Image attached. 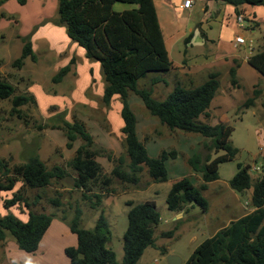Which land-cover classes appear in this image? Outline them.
Masks as SVG:
<instances>
[{"label": "trees", "instance_id": "16d2710c", "mask_svg": "<svg viewBox=\"0 0 264 264\" xmlns=\"http://www.w3.org/2000/svg\"><path fill=\"white\" fill-rule=\"evenodd\" d=\"M8 0H0V6ZM233 6L238 13L242 6H264V0H210ZM24 5L26 0H16ZM56 13L50 21L61 27L71 43L84 52L90 62H97L104 83L102 102L108 106L114 97L121 101L122 153L115 157L110 151L97 145L81 122H62L60 129L66 139V148L79 143L66 167L53 166L48 169L37 157L26 163L9 167L0 159V194L12 192L10 199L3 201L4 207L23 205L27 210V221L21 222L11 215L0 218V241H5L6 232L13 237L17 248L27 254L38 251L39 245L52 222V214L36 213L30 210L41 199L33 198L32 204L24 197V190L44 191L53 183L60 184L70 179L71 188L79 194L80 201L88 203L90 209L99 211L105 198L121 191L140 190V184L167 181L166 162L177 158L175 150L161 151L152 158L148 156L144 143L137 137L136 117L129 105V97L136 96L148 114L169 134L180 131L195 134L203 141L200 151L187 159V165L199 174L203 183L218 180L219 165L235 159L238 150L231 144L233 126L227 124L209 125L202 118L208 117L210 103L219 89L218 75L211 73L207 80L197 87L186 88L179 84L160 101L152 97L150 89H138L140 79L149 75L160 77L172 68L158 25L152 0H56ZM115 3L134 5L135 8L117 12ZM241 15L240 12L238 16ZM21 58L12 65L20 69L25 57L35 59L31 42L22 40ZM249 64L264 75V49L252 55ZM68 71L63 68L54 81H59ZM232 87L239 84L235 70L229 71ZM247 99L238 110L250 108L255 99ZM0 100L10 101L11 114H20L18 109L34 104L32 97L16 95L15 88L0 79ZM22 115H19V117ZM41 129V128H39ZM219 152H223L219 155ZM216 156V157H215ZM105 158L112 166L107 172L97 161ZM236 173L228 182L237 194L251 192L248 215L231 221L219 229L211 238L204 240L184 264H264V164L257 178L250 175V167L240 163ZM145 179V181H144ZM20 188L13 192L16 185ZM188 178L177 180L169 189L165 204L168 211H187L196 205L202 212L207 210V201L201 190ZM118 189L120 191H118ZM118 191V192H117ZM59 194L48 199V204L60 208ZM127 227L123 234V257L117 262L111 250V232L102 212L94 228L80 227L81 210L75 208V217L70 231L75 235L76 246L64 249L69 264H137L145 249L153 246L160 214L154 201L134 204L127 201ZM161 237H171L163 232Z\"/></svg>", "mask_w": 264, "mask_h": 264}, {"label": "rangeland", "instance_id": "374dc122", "mask_svg": "<svg viewBox=\"0 0 264 264\" xmlns=\"http://www.w3.org/2000/svg\"><path fill=\"white\" fill-rule=\"evenodd\" d=\"M29 1L32 2L33 7L30 5L25 9L23 15L26 18L22 20L21 24L15 25L11 18L13 16L0 14V79L7 80L15 88L16 95H24L34 99V104L24 105L18 109V112L20 111L19 115H22L20 117L18 114H11L10 101L0 100V159L6 161L8 166L12 167L26 163L30 158L37 156L48 169L53 166L66 167L73 156L75 150L73 147L77 145V142L73 144V149L66 148V139L60 129L64 122H81L94 140L97 139L95 143L100 147H105V149L108 146V140L103 136V133L107 134L108 127L101 123L99 125L93 121H88L82 117L83 115H80L82 114L80 112V114H76L79 107L72 104L69 98L72 82L71 73L59 83H53L52 81L60 70L55 71L54 69L62 64L63 56L68 51L66 43L68 39L63 33V28L62 30L61 27H58L60 29L58 31L55 29L53 32L50 31V26H42L55 16L56 0H41V4L36 3V0ZM40 5V9L35 10ZM126 5L115 3L113 10L120 12L122 7ZM15 14L18 15V13H10V15ZM50 24L52 25L51 22ZM260 29L264 32V22H261ZM29 30L33 31L32 35L38 33L37 36H33V40L31 39L32 36H27L37 49V54L36 50H33L36 59L32 60L30 57H25L22 60L21 68H14L12 64L21 58L23 47L19 36ZM44 35L47 36V39H40ZM39 39L41 41L37 42ZM77 63V66L83 67L80 62ZM240 112L239 110L238 113ZM133 113L138 121L141 118L156 121L145 109L142 112V110L133 108ZM96 116L97 114L94 113L92 118ZM238 122V126L230 137L233 147L238 150V153L233 161L219 165L218 183L211 185L208 192L203 193L204 197L207 195L209 197V213L207 216H204L205 213L203 214L198 206L191 205L187 207V211H182L174 222L172 214L166 208L165 199L170 184L175 177L169 182L151 187L149 186L152 183L145 186V183L142 182L140 190L130 188V190L108 196L104 199L99 211L92 210L88 203L81 202L79 194L70 187V179H66L60 184L53 183L44 191L24 190L23 193L29 204H32L36 195L41 196V199L30 207L31 211L53 215L49 231L47 230L48 239L45 240V243L49 244L44 246L46 251L44 259H41L42 251L35 256L20 251L13 237L6 232L5 241H0V264H42V262L48 264L46 260L51 258L56 260L57 256L53 253L55 244L60 245L62 242L67 243L71 239L75 240V235L70 231V224L75 217L76 207L81 210L80 227L86 230L94 228L96 219L102 212L111 232V250L115 253L117 262L120 263L123 257V234L127 227V201H132L134 204L154 201L160 214V222L156 226V232L172 233L171 237H161L160 234L155 233L153 246L145 249L137 264H166L165 258L168 255L177 256L184 264L196 247L209 237L213 227L217 226L218 229L224 227V225L227 226L230 217H236L241 206L247 210L250 208L247 191L243 194H237L240 205H232L225 193L218 189L226 186L228 181L235 175L237 163L243 166L247 165L251 169L252 166L260 168L262 162V153L259 152L256 142L252 139V131L255 130L253 119L251 116H244L243 114L242 121ZM156 131L166 133L165 136L170 135L165 126L159 125ZM171 136L174 140L171 142L167 139L168 143L166 145L168 149L171 147L169 150L175 149L176 143L185 142V147L181 148L179 156L175 159V164L178 165L175 168L180 170V165L187 168V159L190 158L187 155L191 153V146L202 138L195 134H184L180 131H175ZM142 142L151 151L152 143L146 140ZM158 142L156 141L157 144ZM119 147L123 149L122 145H119ZM200 149V152L204 154L205 151L201 147ZM222 154L223 152H219L217 156ZM183 168L182 171H185ZM260 173L261 169L256 172L250 171V175L254 178H257ZM169 179L171 178L169 177ZM19 188L20 184H17L13 192H16ZM155 190L158 191L157 194H154ZM118 191L120 190L118 189ZM56 193L60 195L59 198L62 202L60 208H54L48 204V199L54 197ZM12 194V192L0 194V218L11 215L21 222H26L28 218L27 210L22 204L9 208L4 207L3 201L10 199ZM215 194L221 198L216 199ZM56 237H59L57 239L70 238L55 242L54 238ZM50 262L52 264V261Z\"/></svg>", "mask_w": 264, "mask_h": 264}, {"label": "crops", "instance_id": "0c3cea01", "mask_svg": "<svg viewBox=\"0 0 264 264\" xmlns=\"http://www.w3.org/2000/svg\"><path fill=\"white\" fill-rule=\"evenodd\" d=\"M26 1L27 2L24 6H20L15 0H8L0 6V14L13 16L11 17L12 22L15 25L21 24L22 20L26 18L23 15L25 13V9L30 5L33 7L32 2L30 3L29 0ZM36 1L38 4L42 3L41 0ZM152 1L163 38L164 47L170 61L173 63V68L167 74L160 77H157L156 75H149L146 78L140 79L137 83L138 89H150L152 97L162 101L172 91L175 85L179 84L186 88L197 87L207 80L209 74L216 73L218 75L219 89L210 103L208 117L202 118V121L207 122L211 126L217 124L232 125L233 131H235L239 123L238 121H242L243 114L244 116H251L255 127V130L252 131V139L256 142L259 152L262 153V161H264V75H261L257 70L251 67L248 62L252 55H254L257 51L264 49V32L260 29L261 22H264V6L239 7L238 11L241 14L240 16L243 17L245 25L244 28L241 29L237 22L239 12L237 13L233 6L221 2H214L210 0H192L189 7L185 9L182 8V4L185 0ZM40 7L41 5L35 10H39ZM133 8H135L134 5H126L122 7V11ZM10 13H18V15H10ZM42 26H50V31L53 32L55 29L57 31L60 29L51 25L50 21L44 23ZM29 33H31V35H29ZM63 33L65 35L64 31ZM32 34L33 31L31 32V30H29L22 35L20 34L19 38L21 41L24 39L30 40L27 36H32L31 39L33 40V36H37L38 33L36 32L34 35ZM237 36L244 38V45L234 46V40ZM40 39L45 40L47 39V36H41ZM40 39L37 42L41 41ZM45 42L49 43L48 41ZM66 43L68 51L63 56L62 64L54 70L58 71V69L62 70L63 68H68L67 73L59 81L71 73L72 82L70 84L71 90L69 94L71 97L69 96V98L71 99L72 104L79 107V111H77L76 114L80 112L82 114H79L81 116L83 115L82 117L86 118L88 121H93L99 125L101 123L102 125L108 127L107 134L103 133V136H105L108 140L106 150L110 151L115 157H117L122 153V149L119 145H121L123 138L121 134V117L119 121L121 110L120 98L114 97L108 106L103 104L102 94L104 90V83L99 64L97 62H90L87 60L81 48H79L76 44L71 43L69 39ZM31 47L32 50H36L35 52L37 54L35 45H32L31 43ZM33 54L35 56L34 52ZM77 62H80L83 67L80 65L77 66ZM231 69L235 70L239 84L238 88L230 85L229 71ZM52 81L53 83H59V81H54V79ZM255 92L256 95L253 105L250 108L238 113V109L241 108L242 104L247 99L253 98ZM80 102L82 103L81 106ZM129 105L132 111L133 108L142 110V112L144 110V106L136 96L132 95L129 97ZM115 111H117L119 115L117 112L114 114ZM93 112L97 114L94 118H92L94 115ZM136 121L138 139L141 142L146 140L152 143V153H150L151 151L147 145H144L148 156L155 158L161 153V151H170L169 149L171 147L168 149L166 146L168 143L167 139L172 142L174 139L171 135L173 134H170L169 137L165 136L166 133H163L162 131L157 132L156 129L159 126L157 121L147 120L144 118H141L140 121ZM97 138L99 139L98 135ZM95 140L97 139L95 138ZM156 141H159L158 144ZM202 141L203 139L198 140L195 145L193 144L191 146V153L187 155L188 157H191L193 154L201 150L200 147ZM78 144L79 143L74 145L73 148L76 149ZM183 147H185V142H182L181 144L176 143V148L172 150H175L179 154L181 148ZM102 148L105 149V147ZM174 160L166 162L167 181L169 182L175 177L170 184L172 185L174 182L182 178H188L189 180L192 178L190 181L197 188H201L204 184L205 188L201 190V195L208 204L207 210L203 212V214L205 213L204 216H207L209 213V197H207L208 195L205 196L207 198L206 199L203 196V193L208 192L211 185L218 183L219 177L218 180L214 182L203 183L200 175L195 173L189 167L183 168L182 165H180L185 171H182L181 167L180 170L175 168V166L178 165L175 164L176 160ZM97 161L101 164L105 172H108L112 168L111 164L105 158H98ZM252 168L256 170L260 169L256 166H252ZM171 174L175 176H172ZM169 177L171 179H169ZM158 184L160 183H152L149 187ZM218 189H221L220 191L225 193L232 205H240L237 193L230 189L229 184ZM157 192L158 191L155 190L154 194H157ZM247 193L248 205H250L251 192L248 191ZM215 196L216 199L221 198L216 194ZM252 211L253 209L251 207L247 210L241 206L238 215L236 217H230L227 225L229 222L244 217ZM169 212L172 214L174 222L177 220L179 215H181L180 213H182L172 211ZM209 228H211V226H209ZM222 228L217 229V226L213 227L208 238H211L219 229ZM48 231L45 233L39 245L38 251L34 254L28 255H39L42 251L41 259H44V254H46L44 246L49 244L45 243V240L48 239ZM156 233L161 234L163 232L157 231ZM57 238L59 237L54 238L55 242L58 240H65L70 237L65 239ZM75 246L76 239H71L67 243L62 242L60 245L55 244L53 253L57 256V258H55L56 260H54V258L53 260L52 258L50 260H46L48 261L47 263L51 264L50 261H52V264H69V261L64 255V249Z\"/></svg>", "mask_w": 264, "mask_h": 264}, {"label": "built area", "instance_id": "2783aa9c", "mask_svg": "<svg viewBox=\"0 0 264 264\" xmlns=\"http://www.w3.org/2000/svg\"><path fill=\"white\" fill-rule=\"evenodd\" d=\"M192 2V0H185L184 2H183V4H182V8H185V9H187L188 7H189V5H190V3ZM237 22H238V24H239V27L241 28V29H243L244 28V19H243V17L242 16H237ZM234 46H238V45H244L245 44V41H244V38L243 37H241V36H237L236 38H235V40H234ZM252 172H256L257 170L256 169H254V168H252V170H251Z\"/></svg>", "mask_w": 264, "mask_h": 264}, {"label": "water", "instance_id": "95a60500", "mask_svg": "<svg viewBox=\"0 0 264 264\" xmlns=\"http://www.w3.org/2000/svg\"><path fill=\"white\" fill-rule=\"evenodd\" d=\"M264 164V161H262ZM166 264H182L181 260L177 256L168 255L165 258Z\"/></svg>", "mask_w": 264, "mask_h": 264}]
</instances>
